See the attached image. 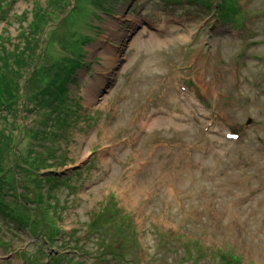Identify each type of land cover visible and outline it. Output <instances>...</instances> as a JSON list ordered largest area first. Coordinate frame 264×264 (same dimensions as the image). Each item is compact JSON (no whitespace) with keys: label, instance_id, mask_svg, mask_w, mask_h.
<instances>
[{"label":"rangeland","instance_id":"rangeland-1","mask_svg":"<svg viewBox=\"0 0 264 264\" xmlns=\"http://www.w3.org/2000/svg\"><path fill=\"white\" fill-rule=\"evenodd\" d=\"M101 1L0 0V264H264V0ZM85 11L46 116L27 79Z\"/></svg>","mask_w":264,"mask_h":264},{"label":"trees","instance_id":"trees-1","mask_svg":"<svg viewBox=\"0 0 264 264\" xmlns=\"http://www.w3.org/2000/svg\"><path fill=\"white\" fill-rule=\"evenodd\" d=\"M52 0H47L46 3L51 2ZM54 1V0H53ZM47 4L46 6H48ZM107 5V0H102L99 5H97L98 8L104 9V7ZM48 11L45 12L44 19L49 20L51 17L47 14ZM43 12H39L37 17L42 18ZM81 13V16H80ZM77 13V19L74 20L73 24L75 25L74 31L76 33L75 38H69L67 39L66 43L63 45L60 44L59 40H56L55 42H52L49 39L47 47H44V49L49 50V66L51 69H44L43 63L44 59L40 61L34 70L32 74H30L29 83L32 82L35 78L38 79L40 82V90L37 92V94L33 99H30V101H34L33 106L34 109L41 110L48 115V113H58L61 115L62 113L65 115L68 112L64 113L63 109L60 105V102L65 100L66 98V82L69 80V74L73 73L74 68L78 65H81L82 63V55L84 50V44L92 40V35L90 34V30L92 29V19L96 17L95 12L92 11L88 16H86L87 11L84 13L80 12ZM38 22V21H37ZM49 23V21H48ZM45 24V22H44ZM53 24V22H52ZM40 23L36 26L39 27ZM96 31L98 30V27H94ZM51 31L49 30L48 33ZM28 43L32 40H38L36 36H33V39L28 38ZM39 41V40H38ZM26 43V44H28ZM39 46H27L26 45V53L35 51V49ZM63 48V51L71 52L70 55H65V53L61 52L60 56H64V60L58 59V50L60 48ZM58 49V50H57ZM19 54V50L17 49H11V51L7 52L6 54H3L6 56V60H8V57L11 54ZM68 56H71L73 59H70V61L66 62V59ZM30 57V56H29ZM30 64V62H28ZM68 63H70L68 65ZM0 64H6L3 57L0 56ZM14 70L13 68H10L9 71ZM15 73L19 74V69L17 71H14ZM7 78H6V77ZM10 76L6 75L5 71L1 69L0 67V106H3L6 108V111L8 114H15L17 111V101H21V97L17 91V88H15V91L11 89V84L8 82ZM41 112V113H42ZM40 113V112H39ZM55 116V115H52ZM47 120V119H46ZM48 121V120H47ZM50 125H53V122L50 123ZM37 137H40L38 135ZM34 138V137H33ZM43 137L37 138L42 141ZM236 260V258H235ZM223 262V260H222Z\"/></svg>","mask_w":264,"mask_h":264},{"label":"bare ground","instance_id":"bare-ground-1","mask_svg":"<svg viewBox=\"0 0 264 264\" xmlns=\"http://www.w3.org/2000/svg\"><path fill=\"white\" fill-rule=\"evenodd\" d=\"M158 26H159V25H158ZM149 37H151L150 39H151V41H152V39H154V34L151 33V34L149 35ZM109 52H111V54L114 53V51H113L112 48H110ZM103 54H105L106 57H111L110 54H108V53H106V52H105V53L103 52ZM112 59H113V57H112ZM82 93H83V95H84L85 102H86V101H91L92 99H95V84H94V82L88 84L87 87H85V88L82 90ZM123 200H125L124 197H123Z\"/></svg>","mask_w":264,"mask_h":264},{"label":"water","instance_id":"water-1","mask_svg":"<svg viewBox=\"0 0 264 264\" xmlns=\"http://www.w3.org/2000/svg\"><path fill=\"white\" fill-rule=\"evenodd\" d=\"M251 122H252V121H251V120H249V121H248V124H250Z\"/></svg>","mask_w":264,"mask_h":264}]
</instances>
